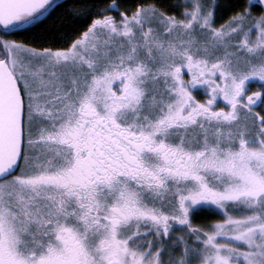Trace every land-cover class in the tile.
<instances>
[{
	"label": "snow or ice",
	"instance_id": "1",
	"mask_svg": "<svg viewBox=\"0 0 264 264\" xmlns=\"http://www.w3.org/2000/svg\"><path fill=\"white\" fill-rule=\"evenodd\" d=\"M0 264H264V0H0Z\"/></svg>",
	"mask_w": 264,
	"mask_h": 264
},
{
	"label": "trees",
	"instance_id": "2",
	"mask_svg": "<svg viewBox=\"0 0 264 264\" xmlns=\"http://www.w3.org/2000/svg\"><path fill=\"white\" fill-rule=\"evenodd\" d=\"M57 2L62 3V4H70L71 0H57ZM63 11H64L63 9H60L56 15H54L50 19L46 20L44 23L48 27H51L53 30H56V29H62L63 30L64 26H66L69 23V21L67 19H65L62 15ZM257 11H259V9H257ZM68 30H70V29H68Z\"/></svg>",
	"mask_w": 264,
	"mask_h": 264
}]
</instances>
